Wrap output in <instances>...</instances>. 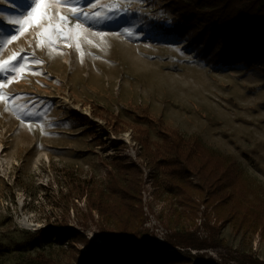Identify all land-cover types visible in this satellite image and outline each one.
Returning <instances> with one entry per match:
<instances>
[{"label": "rangeland", "instance_id": "1", "mask_svg": "<svg viewBox=\"0 0 264 264\" xmlns=\"http://www.w3.org/2000/svg\"><path fill=\"white\" fill-rule=\"evenodd\" d=\"M30 2L0 0V61L13 54L27 58L23 71H12L25 63L17 59L0 73V264H40L43 259L76 264L87 245L47 239L41 230L50 225L75 227L93 244L103 245L102 215L90 210L89 199L112 192L118 179L109 172L114 160L141 166L134 126L148 128L151 140L161 142L158 119L232 157L264 188V75L244 66L214 68L184 42L164 37L161 26L172 18L165 0H60L59 6L47 9L53 27L60 15L71 16L72 6L90 14L104 15L113 6L120 10L102 20L72 17L62 24L63 33L52 32L51 43L41 35L49 21L37 23L38 14L22 32L9 23L24 19L20 13ZM77 23L81 30L75 29ZM11 35L17 39L6 43ZM93 105L107 108L133 128L105 135L103 120L92 115ZM74 115H79L78 123ZM142 170V246L182 250L197 256L199 264H241L244 254L264 258L259 234L237 233L228 224L219 234L235 256L218 253L210 225L220 223L214 214L205 216V205L191 229L203 247L168 248L175 227L168 216L179 215L180 220L173 219L177 226L191 223L182 207L172 205L175 198L162 171L144 164ZM70 176L85 180L89 191L78 195Z\"/></svg>", "mask_w": 264, "mask_h": 264}, {"label": "trees", "instance_id": "2", "mask_svg": "<svg viewBox=\"0 0 264 264\" xmlns=\"http://www.w3.org/2000/svg\"><path fill=\"white\" fill-rule=\"evenodd\" d=\"M165 9L172 18L162 24L161 34L184 42L201 62L214 68L244 66L264 75V0H165ZM92 115L103 120L100 129L105 135L133 128L100 105L92 106ZM72 120L78 123L79 115L72 116ZM157 121L163 135L161 142L151 140L148 128L134 126L142 164L162 171L165 187L175 198L172 205L182 207L181 214L191 223L177 226L173 219L180 220L179 215L173 212L172 217L168 216V222L175 225L168 248L203 247L191 231L201 205L206 206L205 216L214 214L220 223L210 228L212 246L221 255L235 256V250L220 238L227 224L237 233L259 234L264 242V188L249 179L232 157L206 146L196 136L186 138L162 119ZM142 164L114 160L109 172L117 173L118 179L112 192L95 193V200L89 199L90 210L102 215L103 245L93 244L77 228L63 224L46 227L41 230L42 236L72 247L86 244L88 249L80 250L76 264H199L197 256L182 250L169 252L140 244L144 223L139 205ZM70 180L78 195L89 191L90 184L85 180L74 176ZM109 221H113L111 228ZM239 261L264 264V258L251 254H244ZM40 264L54 263L43 259Z\"/></svg>", "mask_w": 264, "mask_h": 264}, {"label": "snow or ice", "instance_id": "3", "mask_svg": "<svg viewBox=\"0 0 264 264\" xmlns=\"http://www.w3.org/2000/svg\"><path fill=\"white\" fill-rule=\"evenodd\" d=\"M64 2L69 3V0H64ZM59 3H60V0H31V2L28 5V8L24 9V11L20 13V16L24 17V19H16L14 21H10L9 23L19 25L20 27L18 29H15V31H21L22 32L23 31V25L25 23H27L33 16H36L38 14L39 20L37 21V23H40V21H44V20L49 21L47 27H43V24H41V27H43V32L41 33V35L43 37L47 38L49 43H51L52 32L54 30H58L59 32L63 33L64 29L62 27V24L70 23V19L72 17H75L77 20H79V18L81 16H83L85 19L91 18V19L102 20L111 12H118L120 10L118 6H113L109 10V12H106L104 15H102L99 11L95 12L94 14H90V13H86V12L81 11L79 8H77L75 6H72L69 9L71 16L66 17L64 15H60L59 16L60 23L56 24L53 27V25L51 23V19H54V17H52L50 15V13L47 11V9H50L53 6H59ZM86 3L91 4L92 0H86ZM93 7H95V5H93ZM25 13H26V16H25ZM3 23H4V21L0 20V26H2ZM75 29L81 30L82 24L77 23L75 25ZM69 32H71V29H69ZM77 34L79 35V33H77ZM93 35L103 36L104 34L103 33H93ZM65 38H70V37L66 35ZM16 39H17L16 35H11V40L5 41V42L11 43L12 41H15ZM87 42L90 43V41H87ZM41 43H43V41ZM77 47L79 48L80 45L77 44ZM17 59H24L25 63L19 64L18 67L13 68L12 71L13 72L23 71L25 69V67L27 66V58L17 57L15 54H13V56L9 57V59L7 61H0V73L7 71L6 65H8L9 63H11ZM37 63H39V62L37 61ZM2 87H3V83H0V88H2Z\"/></svg>", "mask_w": 264, "mask_h": 264}]
</instances>
